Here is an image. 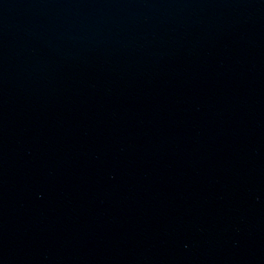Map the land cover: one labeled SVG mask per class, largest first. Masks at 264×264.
<instances>
[{
  "label": "water",
  "instance_id": "95a60500",
  "mask_svg": "<svg viewBox=\"0 0 264 264\" xmlns=\"http://www.w3.org/2000/svg\"><path fill=\"white\" fill-rule=\"evenodd\" d=\"M0 264H264V0H0Z\"/></svg>",
  "mask_w": 264,
  "mask_h": 264
}]
</instances>
